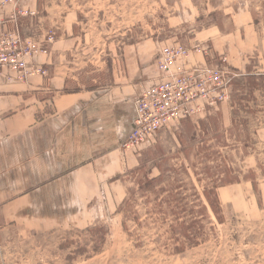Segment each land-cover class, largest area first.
<instances>
[{
  "label": "rangeland",
  "instance_id": "rangeland-1",
  "mask_svg": "<svg viewBox=\"0 0 264 264\" xmlns=\"http://www.w3.org/2000/svg\"><path fill=\"white\" fill-rule=\"evenodd\" d=\"M25 16L23 34L39 44L51 33L56 40L57 26L74 23L70 90L110 81L135 49L155 59L177 45L189 49L197 63L206 55L208 65L226 69L232 78L228 99L210 115L201 117L206 107L195 119L168 126L154 142L135 148L139 168L123 174L124 199L129 190L131 198L127 215L119 211L124 199L116 205L101 198L85 213L60 214L31 224L33 230L5 225L0 264H264V0H38V11ZM235 26L256 33L236 32ZM159 174L163 178L155 190L139 191L142 182ZM180 181L188 185L179 187ZM216 186L233 199L232 205L219 199L218 213L203 193L207 188L211 195ZM179 192L189 196L185 226L207 235L175 253V244L185 241L174 240L182 227L177 214L184 211ZM94 225L110 229L98 254L90 251L98 233L93 238L87 231ZM79 244L89 251L76 252Z\"/></svg>",
  "mask_w": 264,
  "mask_h": 264
},
{
  "label": "crops",
  "instance_id": "crops-1",
  "mask_svg": "<svg viewBox=\"0 0 264 264\" xmlns=\"http://www.w3.org/2000/svg\"><path fill=\"white\" fill-rule=\"evenodd\" d=\"M11 1L0 0V14H17L16 25L27 37L25 14L38 11V0ZM65 24L57 26L55 42L29 60L46 74L0 77V229L20 224L33 230L31 224H45L60 214L85 213L101 198L117 205L126 195L123 174L140 164L135 148L125 144L135 125L136 98L161 75L159 55L145 58L135 49L127 54L124 70L123 61L115 67L110 81L70 90L75 75L69 59L77 42L74 23ZM250 30L255 32L235 26L236 32ZM206 59L182 63L193 67L207 64ZM253 82L255 90L258 83ZM212 108L207 106L201 117ZM217 191L222 202L233 204L224 187Z\"/></svg>",
  "mask_w": 264,
  "mask_h": 264
},
{
  "label": "built area",
  "instance_id": "built-area-1",
  "mask_svg": "<svg viewBox=\"0 0 264 264\" xmlns=\"http://www.w3.org/2000/svg\"><path fill=\"white\" fill-rule=\"evenodd\" d=\"M16 17L13 14L4 18L0 14V77L23 80L33 74H46L44 68L29 60L55 42L54 34L39 44L33 37L21 34ZM189 56V49L182 45L167 47L159 54L161 75L135 100V125L127 137V146L139 148L154 142L164 128L199 114L207 106L218 107L228 99L232 78L228 71L218 65L188 67L182 62ZM7 70L11 73L6 74Z\"/></svg>",
  "mask_w": 264,
  "mask_h": 264
},
{
  "label": "trees",
  "instance_id": "trees-1",
  "mask_svg": "<svg viewBox=\"0 0 264 264\" xmlns=\"http://www.w3.org/2000/svg\"><path fill=\"white\" fill-rule=\"evenodd\" d=\"M139 168V166L137 167ZM181 169L186 173H190L189 170H188V167H186V165L182 164L181 165ZM134 170H132L133 172ZM130 173V172H129ZM163 178V175L162 174H159L155 177H150L148 178L145 182H142V184L140 185L139 187V191H142V192H149V191H153L155 190L156 188V184L161 181ZM200 180V178H198ZM188 183L187 182H183V181H180V185L179 187H185L187 186ZM255 186V185H254ZM220 186H216L214 188V190L211 192V195H210V192L207 188H205L203 190V193L205 194L206 198L208 199V202L211 206V208L213 209L214 213H218V206H220V200H219V195H218V188ZM200 193V194H199ZM196 192L195 194V197L201 202L202 205V209H204L206 212L208 211V207L203 203L202 201V193L201 192ZM214 194V196H213ZM179 198H176L178 201H179V204L182 205V209L184 210L183 213H178V219L179 221L181 222L182 224V227L180 229V233L179 235L180 236H176V238L174 240H180L181 238H184L185 241L182 242L181 244H175V253H180V252H183L185 251V249L188 248V246H194L197 244V239L203 235H207V232L203 231V232H199L198 230V227H194L195 231H192L191 229L188 230L187 227L185 226L186 222L189 221L188 220V215H186L187 213V207H190V203H187V199H189V196H186L183 194V192H179L178 195H177ZM130 201H131V198H130V190L128 192V195L125 197V199L123 200L122 204H121V207L119 209V211L121 213H124L127 215V212H128V207H130ZM178 204V205H179ZM192 209H195V206H192L191 207ZM191 211V210H190ZM129 212H133V215H135L133 217L134 220L137 219V214H136V211L132 210H129ZM192 212L194 213V210H192ZM208 213V212H207ZM196 219L197 218H192V222L194 223H197L196 222ZM123 226L126 230H128V224L125 220V222H123ZM87 231H89L91 234H92V237L94 238L96 233H98V235H96V238H94L93 240V245L90 246V251L94 254H98L102 251V249L104 248L105 246V243L107 241V238L110 234V229L108 228V226H91V227H88L87 228ZM129 231V230H128ZM86 251H89V249H87V246H84L82 247L81 244H79L77 246V250L76 252H86Z\"/></svg>",
  "mask_w": 264,
  "mask_h": 264
}]
</instances>
